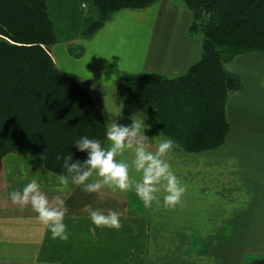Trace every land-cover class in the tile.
I'll use <instances>...</instances> for the list:
<instances>
[{
    "label": "crops",
    "instance_id": "1",
    "mask_svg": "<svg viewBox=\"0 0 264 264\" xmlns=\"http://www.w3.org/2000/svg\"><path fill=\"white\" fill-rule=\"evenodd\" d=\"M152 9L106 23L90 39L89 50L77 58L51 53L58 70L73 78L91 99L105 131L109 122L129 125L133 115H140L150 126L145 135L159 140L167 136L155 128L153 114L143 102L125 103L118 81L125 74L155 73L166 78L186 74L201 59L203 38L189 32L183 10L178 13L161 5ZM134 18L142 20L136 22L142 24L141 30L125 36L122 28H130L128 21ZM158 25L163 29L160 34ZM243 56L258 59L264 53L236 55L222 65L241 83L224 102L229 128L223 143L199 152L173 149L166 157L187 189L174 208L164 207L162 196L159 207L145 208L134 191L105 188L101 199L71 180L60 192V174L45 167L41 154L5 155L0 165V264H244L246 254L256 252L259 240L254 238L264 236V115L242 108L244 79L226 68ZM244 142L254 147L238 149ZM102 146H109L106 132ZM123 156L132 154L126 151ZM33 178L50 199L57 195L65 199L67 242L53 239L30 205L11 203L9 194L22 191ZM86 206L119 212L122 228L96 227L84 211ZM190 237L199 238L200 253H189Z\"/></svg>",
    "mask_w": 264,
    "mask_h": 264
},
{
    "label": "trees",
    "instance_id": "2",
    "mask_svg": "<svg viewBox=\"0 0 264 264\" xmlns=\"http://www.w3.org/2000/svg\"><path fill=\"white\" fill-rule=\"evenodd\" d=\"M90 1L104 20L120 9H143L156 0ZM53 2L0 0V36L9 41L0 42V165L7 154L29 151L41 154L47 169L67 175L57 155L83 162L87 153L75 147L76 140L87 136L103 143L106 131L91 99L50 55L57 41ZM183 5L190 13L205 10L215 19L202 33L201 59L176 78L125 74L117 89L125 103L146 105L155 128L180 145L176 149L199 152L223 143L229 128L224 102L241 87L223 63L244 53H264V0H183ZM74 8L80 11L79 2ZM246 264H264V256Z\"/></svg>",
    "mask_w": 264,
    "mask_h": 264
},
{
    "label": "clouds",
    "instance_id": "3",
    "mask_svg": "<svg viewBox=\"0 0 264 264\" xmlns=\"http://www.w3.org/2000/svg\"><path fill=\"white\" fill-rule=\"evenodd\" d=\"M131 124L123 125L116 120L109 122L106 129L108 147L102 146L98 139L83 136L76 140L75 147L80 152H86L87 158L80 162L74 161L72 155H57V160H63V168L67 175L58 176L62 186L58 191L63 192L70 180L72 184L82 186L86 193H98L103 199L102 190L107 188L115 192L134 191L143 202L145 208L161 205L174 208L181 204L186 193V186L173 172L166 157L180 145L171 138L155 140L145 135L150 126L144 123L140 115H133ZM155 144V150H153ZM129 151L132 159H123V154ZM140 173L137 179L132 173ZM13 205L25 207L30 205L38 214V220L50 231L53 239L67 242L70 233L64 223L68 208L65 199L57 195L51 199L42 191L38 181L33 178L22 191H12L9 194ZM90 216L91 222L99 228L119 230L122 228L121 214L109 209H84Z\"/></svg>",
    "mask_w": 264,
    "mask_h": 264
},
{
    "label": "rangeland",
    "instance_id": "4",
    "mask_svg": "<svg viewBox=\"0 0 264 264\" xmlns=\"http://www.w3.org/2000/svg\"><path fill=\"white\" fill-rule=\"evenodd\" d=\"M83 2L86 5V8L76 11L74 8L75 2ZM90 0H54V4L52 3L50 7V15L52 17V21L54 24L55 34L57 41L55 44L50 46L49 52L53 59L52 53L54 51L55 55H69L71 58H77L81 56L85 51H88L91 45L90 39H93V36L97 32H99L106 23L112 21L115 18H119L121 16H125L127 19L130 17L132 13H139L143 12L145 9L151 8L152 6H156L158 10L159 6L167 7L168 9L173 8L174 10H178V13L183 10L185 12V20H188L189 23L191 21V17H193L195 22V34H199L202 36V33L206 31L209 24L215 22L213 15L205 10H197L194 9L190 13L183 5V0H156L152 5L145 7L143 9H120L112 14H110L109 18L102 19L95 8L92 7L90 4ZM154 8V7H153ZM160 11V10H159ZM142 20L136 21L134 18L129 20L130 28H122L121 31L125 36H132V32L138 30V27H142V24L137 25ZM143 23H147V19L143 20ZM137 22V23H136ZM193 22V21H192ZM100 24L97 29L91 31V27L95 24ZM136 23V24H135ZM163 27V23H162ZM160 25H158L157 34L162 32V28L159 30ZM94 29V28H93ZM149 36L151 38L154 36L153 32L150 28H148ZM165 29V27H164ZM141 30V28H140ZM159 31V32H158ZM0 42H9L8 39L0 36ZM239 60L232 61V63L227 65V69H233L236 75H240L244 79V93L240 97L239 103L241 104L242 108L245 110L253 111L255 114H259L263 111L264 115V58L263 59H245L249 57H239ZM251 58V57H250ZM54 61V60H53ZM55 63V61H54ZM56 68L58 69L56 63ZM261 110V112H260ZM137 111V110H136ZM259 111V112H257ZM138 112V111H137ZM143 114V111H140ZM147 115V114H146ZM264 117V116H263ZM244 135V134H242ZM249 135V134H248ZM255 136V137H254ZM253 139H262L257 135H253ZM263 140V139H262ZM264 142V141H263ZM252 143L244 142V145H237V148L242 149H251L254 146L251 145ZM123 159H128L129 161L132 157L123 156ZM137 179L139 173L133 172L132 173ZM264 233V232H263ZM259 240L256 242V252L250 253L249 255L246 254L244 258V264L250 263L253 259L257 257L264 256V236H259L258 238H254V240ZM191 246L189 247V253H200L202 246L197 237H190ZM254 245V243H253ZM226 264H230V261Z\"/></svg>",
    "mask_w": 264,
    "mask_h": 264
},
{
    "label": "built area",
    "instance_id": "5",
    "mask_svg": "<svg viewBox=\"0 0 264 264\" xmlns=\"http://www.w3.org/2000/svg\"><path fill=\"white\" fill-rule=\"evenodd\" d=\"M79 8H80V9H84V8H86L85 3L80 2V3H79Z\"/></svg>",
    "mask_w": 264,
    "mask_h": 264
}]
</instances>
